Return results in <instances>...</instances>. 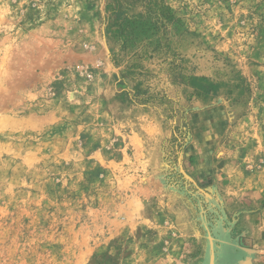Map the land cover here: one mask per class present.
<instances>
[{
	"label": "rangeland",
	"instance_id": "obj_1",
	"mask_svg": "<svg viewBox=\"0 0 264 264\" xmlns=\"http://www.w3.org/2000/svg\"><path fill=\"white\" fill-rule=\"evenodd\" d=\"M254 222L264 255V0H0V264H209Z\"/></svg>",
	"mask_w": 264,
	"mask_h": 264
},
{
	"label": "crops",
	"instance_id": "obj_2",
	"mask_svg": "<svg viewBox=\"0 0 264 264\" xmlns=\"http://www.w3.org/2000/svg\"><path fill=\"white\" fill-rule=\"evenodd\" d=\"M263 229L262 225L258 226L255 222L250 224L248 232V237L246 238L245 248L241 246V242L238 240V236L234 237L233 233L231 237L229 250L224 252L223 250L220 253H217L216 264H264V255H258L256 247L261 243V238L259 235V230ZM241 227H237L236 230L233 229L232 232L240 233ZM243 231V230H242ZM224 243L220 242V248L223 249ZM247 249L249 251H254L253 255L242 254L240 249ZM246 262V263H245Z\"/></svg>",
	"mask_w": 264,
	"mask_h": 264
},
{
	"label": "trees",
	"instance_id": "obj_3",
	"mask_svg": "<svg viewBox=\"0 0 264 264\" xmlns=\"http://www.w3.org/2000/svg\"><path fill=\"white\" fill-rule=\"evenodd\" d=\"M160 12H162V15L165 16V18L167 19H172V13H171V9L169 7H167L166 5H161L160 7Z\"/></svg>",
	"mask_w": 264,
	"mask_h": 264
},
{
	"label": "water",
	"instance_id": "obj_4",
	"mask_svg": "<svg viewBox=\"0 0 264 264\" xmlns=\"http://www.w3.org/2000/svg\"><path fill=\"white\" fill-rule=\"evenodd\" d=\"M215 261H216V258L214 257V254H213V252H212V253L210 254V262H209V264H214Z\"/></svg>",
	"mask_w": 264,
	"mask_h": 264
},
{
	"label": "bare ground",
	"instance_id": "obj_5",
	"mask_svg": "<svg viewBox=\"0 0 264 264\" xmlns=\"http://www.w3.org/2000/svg\"><path fill=\"white\" fill-rule=\"evenodd\" d=\"M246 263V262H245ZM214 264H216V261H215V263Z\"/></svg>",
	"mask_w": 264,
	"mask_h": 264
}]
</instances>
